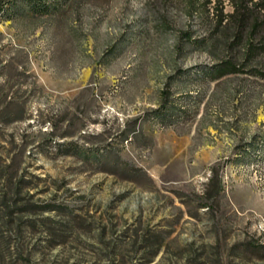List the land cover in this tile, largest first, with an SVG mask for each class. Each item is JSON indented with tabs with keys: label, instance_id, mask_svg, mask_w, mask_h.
<instances>
[{
	"label": "rangeland",
	"instance_id": "obj_1",
	"mask_svg": "<svg viewBox=\"0 0 264 264\" xmlns=\"http://www.w3.org/2000/svg\"><path fill=\"white\" fill-rule=\"evenodd\" d=\"M221 9L0 0V264H264V53Z\"/></svg>",
	"mask_w": 264,
	"mask_h": 264
},
{
	"label": "trees",
	"instance_id": "obj_2",
	"mask_svg": "<svg viewBox=\"0 0 264 264\" xmlns=\"http://www.w3.org/2000/svg\"><path fill=\"white\" fill-rule=\"evenodd\" d=\"M232 11L224 13L217 10V23L228 24L233 28V36L229 38V45L236 46L245 40L247 43V54L257 55L264 53V0H229ZM259 37L258 43L254 39ZM181 40L193 41L192 35L187 30L181 31ZM261 51V52H260ZM242 68L231 59H222L209 70L212 78L217 79L228 74L242 72ZM257 74L264 77V71H257ZM167 90H162V105L166 107L170 98Z\"/></svg>",
	"mask_w": 264,
	"mask_h": 264
}]
</instances>
